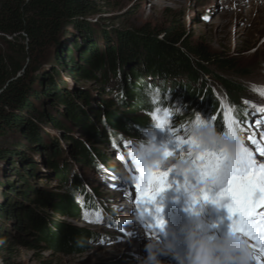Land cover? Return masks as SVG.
Masks as SVG:
<instances>
[{
    "label": "trees",
    "instance_id": "1",
    "mask_svg": "<svg viewBox=\"0 0 264 264\" xmlns=\"http://www.w3.org/2000/svg\"><path fill=\"white\" fill-rule=\"evenodd\" d=\"M89 10L85 0H0V36L8 47L6 54L0 53V141L10 132H20L26 141L36 146L41 139L36 124L50 122L56 130H64L61 119L73 123L91 140H99L102 146L104 141L112 144V138L139 137L142 127L148 124L146 115L155 106L154 97L149 96L152 82L153 87L160 89L156 94L159 100L165 101L167 94L180 99L178 105L185 107L188 122L194 123V117L199 113L202 117H211L213 126L219 131L222 129L219 111L221 104L212 85L240 104L243 102L241 95L249 90L245 82L261 65L242 63L239 53L236 57L226 56L193 41L184 26L175 21L178 18H174L168 27L141 31L142 39L138 34L121 35L114 32L120 40V46H115L110 43V33L101 31V36L96 38L91 24L84 20L81 24L80 19L76 21L78 16L91 15L92 11L90 13ZM73 27L79 41L75 40L72 45L66 46L63 40L71 35ZM68 29H71L69 33ZM131 43L145 51L144 57L149 67L147 71L135 68L134 62L130 60L126 49ZM50 51L53 64L57 66L53 70V78L56 72L61 73L59 69L84 81H95L101 72L108 89L102 98L119 96L127 99L123 108L128 110V115L119 116L114 112V103L107 100V103L113 105L103 104L102 109L96 112L99 121V126H96L90 119V112L82 106L83 102L91 106L89 96L73 97L64 92L59 93V85L51 78L46 84L44 77L38 83H41V88L49 89L46 92L44 89L38 90L36 66L41 64ZM213 69H217L220 74H216ZM22 71L25 72L23 75ZM120 75L124 81L122 84L120 80L119 83L115 82ZM209 79L213 80V84ZM47 96H54L64 107L62 115L46 116L36 110L35 102ZM70 137L67 136L66 140L73 144L71 156L76 164L97 168L100 163V167H112L115 158L108 154L95 156L83 140ZM49 151L57 156L56 149ZM12 157L24 159L23 153L10 151L0 144V161ZM12 162L16 163L15 160ZM32 165L28 164L27 167ZM53 166L55 169L59 167L57 164ZM25 167L22 166L23 169ZM35 171L23 170V174L32 175ZM72 177L70 167L58 172V179L70 184L69 189L73 194L72 198L59 203L58 212L78 220L83 218L81 198L85 203L93 201L85 197L81 181ZM52 201L53 198L42 194L39 203L49 209ZM25 214L29 225L40 233V242L57 248L70 246V242H73L74 247L85 243L83 241L87 236L82 231L76 233L62 227L53 230L47 223L37 221L29 213ZM8 215L9 211L0 206V216L6 218Z\"/></svg>",
    "mask_w": 264,
    "mask_h": 264
},
{
    "label": "rangeland",
    "instance_id": "2",
    "mask_svg": "<svg viewBox=\"0 0 264 264\" xmlns=\"http://www.w3.org/2000/svg\"><path fill=\"white\" fill-rule=\"evenodd\" d=\"M231 1L85 0L92 14L84 17L78 16L76 21L80 19L81 24L82 20L91 24L96 38L101 36V31L110 33V43L120 46L118 34H138L137 36L142 39L141 31L168 27L174 18H178L175 21L184 26L193 41L209 46L226 56L236 57L239 53L242 63L261 64L245 82L250 91L241 95L243 100L247 101L252 109L254 108L252 127L259 133L261 131L260 119L263 117L262 108H264V11L258 10V7L264 6V3L237 0V6H239L237 7ZM242 2L244 6H241ZM254 2H259V4ZM70 30L68 29L67 33ZM70 33L71 35L63 40L66 46L72 45L75 40L79 41L77 39L79 36L75 34L77 33L75 27ZM135 47L140 49H135ZM7 50L8 47L0 36V53L6 54ZM126 50L135 68L140 67L143 72L149 69L144 57L145 51L140 46L131 43ZM139 52H143V55ZM47 53L41 64L36 66L35 76L39 77L37 79L38 90L44 89L46 92L49 89L41 88V83H38L44 77L46 84L51 78L59 85V93L64 92L73 97L89 96L91 106L88 107L85 102L82 106L90 112V119L96 126H99L96 112L102 109L103 104L113 105L107 103V100L114 103V112L119 116L128 115V110L123 108L118 96L111 99L102 98L108 89L101 72L95 81L81 80L63 69H59L61 73L56 72L53 78L52 73L57 66L53 64L51 51ZM25 63L28 64V61L26 60ZM213 70L216 74H220L217 69ZM21 73L23 75L25 72ZM119 80L120 84L124 83L122 75L115 82L119 83ZM209 81L213 83V80L209 79ZM252 89L254 92H251ZM34 106L37 111L46 116L57 117L64 111V107L57 99L55 100L54 96H47L35 102ZM130 117L132 119L134 115ZM61 121L64 130H56L50 122L37 123L41 139L36 146L26 141L20 132H10L4 140L0 141L4 148L21 152L24 155L23 160L12 157L0 161V206H4L9 211L8 217L0 216V264H138V257L146 256L143 250L145 247L142 248V245L147 244L148 241L141 245L136 236L138 232L131 228L132 225L125 223L121 225L122 229H116L99 212H88L85 219L78 220L58 212L59 203L66 198L73 197L69 189L71 185L58 179L59 170H67L70 167L72 178L76 181L78 179L83 184L87 199L88 197L91 200L99 198V206L106 213L115 212L116 216H130L126 212L127 208L129 213L131 211L127 207L129 197L126 191L132 189L131 182L135 183L134 177L138 175L136 167H132V154L129 150L124 151V156L130 158V163L125 161L127 163L125 165L124 159L121 158L123 155L117 153L113 142L108 144L104 141L102 144L105 146H102L99 140H91L73 123L63 119ZM67 136L83 140L95 156L96 154H108L115 158L113 165L124 175L127 187L120 183L118 189L115 190L105 180L100 163L97 168L76 164L71 156L73 144L66 140ZM165 140L177 148V141L173 135ZM39 145L41 146L37 147ZM53 149L57 150V156L49 151ZM186 149L187 146L184 145L183 150ZM177 150L179 152L181 149L177 148ZM13 160L18 164L12 162ZM28 164L33 165L27 167ZM54 164L59 165L58 169H55ZM21 165L26 166L25 169ZM31 169L32 172L36 170L35 173L23 174V170L30 172ZM42 194L53 198L51 208L45 209L39 203ZM25 213L31 214L39 222L47 223L53 230L62 227L76 233L82 231L85 237L87 236L83 241L85 243L74 247L73 242H70V246L57 248L40 242L38 237L40 233L29 225L30 222Z\"/></svg>",
    "mask_w": 264,
    "mask_h": 264
},
{
    "label": "snow or ice",
    "instance_id": "3",
    "mask_svg": "<svg viewBox=\"0 0 264 264\" xmlns=\"http://www.w3.org/2000/svg\"><path fill=\"white\" fill-rule=\"evenodd\" d=\"M154 119L157 120V129L168 130L173 134L177 141V148L181 149L178 155L187 153L193 157L192 165L196 175L184 174L183 183L177 182L178 190L182 188L190 193L191 208H194L199 200L211 201L218 206L226 207L231 221L230 230L247 238L254 251L255 264H264V211H258V209H264V163L258 164L247 147L243 148L239 161L235 163L223 152L205 150L193 153V148L197 144L195 138L180 137L172 129L166 128L167 113H165V119L159 116H155ZM224 119L228 122L227 132L237 134L234 127L236 122L230 121L227 113ZM194 123H200L199 118ZM184 145L187 146L186 150H183ZM155 146L150 143L132 153V163L138 172V175L134 177L135 203L141 214L144 212L152 214L154 224H148V228L162 229L165 221L159 215L161 209L156 207L153 212L148 205L154 204L158 194L171 187L169 174L175 171L173 168L161 170L147 164L141 165L145 150ZM164 148L165 156L177 155L175 151ZM261 155H264V150H261ZM198 184L203 185L199 195L193 191ZM214 185L219 186L220 190L212 196L210 191Z\"/></svg>",
    "mask_w": 264,
    "mask_h": 264
},
{
    "label": "clouds",
    "instance_id": "4",
    "mask_svg": "<svg viewBox=\"0 0 264 264\" xmlns=\"http://www.w3.org/2000/svg\"><path fill=\"white\" fill-rule=\"evenodd\" d=\"M200 123H191L185 138L194 137L197 144L193 153L201 151L223 152L232 162H238L242 153L244 142L238 134L218 131L201 114L194 117ZM164 147H150L145 150L144 164L157 167L161 170L173 168L179 175L195 176L196 171L192 165L193 157L184 155H164ZM203 185H195L193 191L199 195ZM208 201L199 200L191 208L189 219L178 230L169 229L165 224L159 229L157 238L149 239L145 245L146 256L138 257V264H166L161 256H171L176 264H255L254 251L250 241L242 235L229 231L224 236H217L213 231L214 225L205 218ZM82 206V205H81ZM146 212L136 211L131 216H118L117 223L121 226L128 222H140ZM83 219V218H82ZM182 239L186 251L181 254L177 250L178 241Z\"/></svg>",
    "mask_w": 264,
    "mask_h": 264
},
{
    "label": "bare ground",
    "instance_id": "5",
    "mask_svg": "<svg viewBox=\"0 0 264 264\" xmlns=\"http://www.w3.org/2000/svg\"><path fill=\"white\" fill-rule=\"evenodd\" d=\"M247 1V0H246ZM245 1V2H246ZM234 5H238V1L237 0H232L231 1ZM254 3H257V4H259V2H254ZM253 3V4H254ZM240 5V4H239ZM241 6H244V2H242V5ZM252 6V5H251ZM237 7H239V6H237ZM254 7H255V4H254ZM260 7H262V9L260 8ZM260 7H258V10H262V11H264V6H262V5H260ZM253 9V8H252ZM251 10V9H250ZM253 11V10H252ZM227 14V13H226ZM257 18V17H256ZM259 20V19H258ZM126 212H128V214H129V211H128V208H127V210H126ZM150 239V236H149V238H148V240ZM147 240V241H148ZM147 243V242H146ZM131 244H133V243H131Z\"/></svg>",
    "mask_w": 264,
    "mask_h": 264
}]
</instances>
